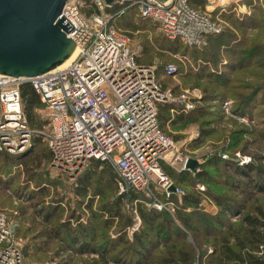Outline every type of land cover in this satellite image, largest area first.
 Instances as JSON below:
<instances>
[{
    "label": "built area",
    "instance_id": "built-area-1",
    "mask_svg": "<svg viewBox=\"0 0 264 264\" xmlns=\"http://www.w3.org/2000/svg\"><path fill=\"white\" fill-rule=\"evenodd\" d=\"M207 1L210 4L205 9L194 7L191 0L123 1V8L114 13L107 12L105 0L68 1L61 17L75 27L68 37L78 45V55L68 67L34 78L0 75V150L23 153L31 148L34 137H41L52 153L51 168L71 182L94 161L111 166L121 196L134 192L144 197L127 203L135 220L129 229L131 236L141 226L140 203L175 217L178 206L171 198H181L185 193L174 185L164 167L190 171L186 166L195 158L185 155L175 140L162 131L159 107L175 104L190 112L202 96L198 90L176 95L164 89L156 67L138 62L129 37L116 27L114 19L136 7L139 15L156 24L168 40H181L189 48L203 50L209 37L224 30L213 19L211 10L222 0ZM225 1L221 5L242 0ZM87 2L98 12L84 14ZM173 71L174 67L169 66V73ZM25 84L33 87L43 104L38 110L45 120L42 129L31 130L28 124L21 95ZM222 108L225 114L232 113L229 102H224ZM248 119L240 117L239 121L248 123ZM199 189L205 191L203 186ZM0 264H28L3 212ZM193 264H201L199 258Z\"/></svg>",
    "mask_w": 264,
    "mask_h": 264
},
{
    "label": "rangeland",
    "instance_id": "rangeland-1",
    "mask_svg": "<svg viewBox=\"0 0 264 264\" xmlns=\"http://www.w3.org/2000/svg\"><path fill=\"white\" fill-rule=\"evenodd\" d=\"M241 2L226 3L225 5H221L222 2H219L220 5L214 4V8L211 9L212 17L222 25L224 29L222 33L227 32L225 39L221 42L216 39L209 40L205 52L202 53L196 51L193 54L191 50L188 51L187 60L180 53L174 51L176 46L184 49L181 44L164 43L161 38L163 35L158 27L153 22L140 18L138 14L133 15L131 23H121L120 27L129 37L130 45L137 53L140 62L156 67L157 77L164 89L172 90L176 95L186 91L191 93L198 90L202 96L195 109L199 106L204 108L202 111L204 115L199 117L196 113H192L188 121L175 125L167 124L161 128L164 133L175 140L185 155L201 160L199 166L192 173L201 172V166L213 156L221 157L222 160L242 168H249L251 164L254 165L249 172L252 176L250 178L239 176L224 163L217 169L206 168L213 176L217 177L220 183L218 186H211L210 189L216 194L235 197L243 203V208H245L241 215H227L228 224H238L247 215L258 216L253 208L264 209V191L260 193L253 188L256 181H258L257 186L262 187L264 185V101L256 103L253 113L248 114V123L239 121L240 117L245 116L234 114L235 111L233 113L236 103L241 102L239 94L247 95L249 93L248 90L237 89L236 86H238L239 81L254 82L251 80L254 78H250V75L257 72L255 70L230 72L224 68L227 64H234L237 60L236 55L226 52L232 46H237L236 40H242V42L246 40L249 45L250 43H253L252 45L264 43V0H255L252 8L243 6ZM209 4L207 1L204 7ZM119 6V4L115 5L114 8ZM250 18H258L261 23L260 26L242 29L241 23L249 22ZM230 35H234V38L229 37ZM169 66L174 67V71L171 73H169ZM215 74L227 75L231 77L232 81L223 87L220 85L222 81L220 84L216 82L218 80ZM211 91H214L215 94H226L225 100L231 104L232 113L225 114L222 108L223 103H220L219 100L205 99L204 96ZM196 100L199 101V99ZM175 106L181 108L182 112L189 113L184 111L183 107ZM38 110V119L45 124V120L38 113ZM30 129L36 128L30 127ZM241 129H247L248 132L252 133L237 135L236 132ZM233 136L239 137L240 142L235 143ZM7 153L12 154L0 150V198L6 201L4 207L0 203V212L9 218L12 228L15 230V237L18 239L21 249L24 248L23 254L26 262L28 264H92L94 260L100 261L97 254L80 252L79 248L81 247L79 245L72 249L70 240H62L59 233H62L65 238L66 233L64 230L61 231V225L72 220L71 225L76 227L77 217L81 218V224H87V217L91 215L89 206L93 210H97L103 204L114 203L116 197L120 196L119 190L109 179V171L105 172V170L98 169L93 173L88 193L84 197L78 195L77 192L78 186H80L79 179L88 169L74 182L58 174L51 168L52 159H45V154L50 153L46 141L42 140L37 152L28 157L27 166L25 163L21 167L12 164L13 158L7 157ZM224 156H228V158ZM164 169L168 174L169 172L182 173L168 166ZM109 170L111 171V169ZM189 172L191 173V171ZM192 179L194 178L191 177L190 181L188 180L181 185L175 180L173 182L177 183L184 193L195 190L198 182L206 189L209 188L206 184L207 181L196 179L198 181L192 182ZM254 179L255 182H253ZM226 181H238L240 184L234 186L227 182V185L224 184ZM247 189L250 192H246ZM160 197L162 200L165 199L163 196ZM202 199L198 210L200 211L199 214L213 216L219 212L218 205L211 201L208 196L205 195ZM127 205L126 203L122 206L124 214L132 213ZM147 209L149 210L148 207ZM118 222H115L108 229H99L98 235L103 236L104 233L110 239H115L119 230ZM129 229L127 236L132 241L133 236L130 235ZM191 234L194 244H197L195 233ZM203 239L205 243L200 247L207 245V253L214 256L209 260L206 259V264H212L211 259L215 260L217 256L214 245L215 239L214 237ZM103 240L98 238L93 242L94 246L103 244ZM122 248H124L123 245H119L116 252ZM115 254L117 253H111V256ZM131 255L132 258L121 259L127 260L129 264H137L138 258L133 253ZM100 264L105 263L100 261ZM109 264L116 263L111 261Z\"/></svg>",
    "mask_w": 264,
    "mask_h": 264
},
{
    "label": "trees",
    "instance_id": "trees-1",
    "mask_svg": "<svg viewBox=\"0 0 264 264\" xmlns=\"http://www.w3.org/2000/svg\"><path fill=\"white\" fill-rule=\"evenodd\" d=\"M254 1L255 0H242L241 4L252 8ZM206 3L207 0H191V4L194 7L201 6L203 9H205L204 6ZM120 8L123 7L108 8L107 11L109 13H114ZM97 12V8L91 2H87L86 8H83V13L88 16ZM135 14L139 15L136 7L128 8L122 15L114 19V24L123 32L120 28L121 23H131L133 20L132 17ZM139 17L144 20L146 19L140 15ZM260 24L258 18H250L249 22L241 23V28H257ZM226 33L227 32L211 36L209 40L216 39L218 42H221L225 39ZM229 37L233 39L234 35H230ZM161 38L164 43L172 42L181 44L184 49L176 46L174 51L180 53L183 57H186L190 50L193 54L196 51L202 53L206 50L189 48L181 40L172 41L164 36ZM157 40L158 38L156 41ZM235 44H237V46H232L228 49L229 51L226 52L236 55L237 60L234 64H227L224 68L228 69L227 71L230 72L247 70H255L257 72L250 75V78H254L251 79L254 82L239 81L238 86H236L237 89L248 90L249 93L247 95L239 94V96H241V102L238 101V103H236V108L233 110V113L235 111L234 114L248 116L249 113H253L252 111H254L257 102L264 101V43H255V45L250 43L249 45L246 40L243 42L242 40H236ZM137 60L140 64H143L140 62L138 55ZM215 77H217L218 81L216 82H219V84L220 81H222L220 85L223 87L230 84L232 81L231 77L227 75L215 74ZM214 91L206 94L204 96L205 99L210 101L219 100L220 103L227 101L225 100L226 94H215ZM21 95L28 124L31 128L42 129L45 124L41 122L37 116V110L43 107L39 95L30 84H25L21 87ZM203 110L204 108L199 106L194 111L186 114L182 112L181 108L173 104H162L159 107L160 126L162 128L167 124L175 125L188 121L192 113H196L200 117L204 115L202 112ZM250 133L252 132H248L247 129H241L236 132L237 135H246ZM232 138L235 140V143L240 142L239 137L233 136ZM42 140L43 138L36 136L33 139L31 148L27 151L16 155L7 153V157L13 158L11 163L14 165L21 167L25 163L27 166L26 162L28 157H31L37 152L38 147L42 144ZM50 158L52 159L51 151L49 154H45L46 160H50ZM222 163L226 164L229 169H233L239 176L246 178L252 177L249 172L254 167L253 164H251L249 168H242L238 165H232L231 162H226L218 156L207 159L205 164L201 166L202 171L197 174L190 173L189 171H184L180 174L169 172L173 181L175 180L179 185L188 180L190 181V178L193 177L194 179H192V182L198 181L196 179L207 181L208 183L206 184L209 188H207L208 190L205 188V191H201L199 189L201 184L198 182V186L195 190L188 193L185 192L181 198L175 195L172 196L171 201L178 206L175 217H172L167 212H158L153 209L148 210L145 204L140 203L138 205V213L142 221V227L133 234L132 241H130L127 236V230L135 224L134 215L128 212L124 214V212H122V206L126 203H133L138 199H144L142 195L134 192H131V194L127 196L118 195L114 203L103 204L97 210H93L92 207L89 206L91 215L87 217V224H81V218L77 217V226L73 227L71 225L72 220L69 221V223L62 224L61 231L64 230L66 236L64 238L62 233H59V236L62 237V240L69 239L72 249H75V247L79 245L81 247L79 248L80 252L97 254L101 263L105 264H109L111 261L116 264H129L127 260L123 261L121 258H132V253L138 258L137 264H193L198 258L202 264H206V259L209 260V258H213L214 256L213 254L209 255L207 253V245L203 247L200 246L205 243L203 238L208 239L210 237H214V245L217 251L215 260L211 259L212 264H264V209L259 207L253 208V211H255L258 216L247 215L244 216L243 220L238 224H228L227 215H241L245 208H243V203L235 197L216 194L210 189L211 186H218L220 183L217 177L213 176L206 168L217 169ZM98 169H102V171L105 170V172L109 171V179L112 180L118 190L117 176L111 166L99 161H94L90 168H88V171H85L86 173L79 179L80 186H78V195L86 196L93 173L98 171ZM109 169L113 172L111 173ZM255 181L254 179L253 182ZM227 182L229 181H226L224 184H227ZM257 182L258 181H256V183ZM177 183L174 182L175 186L180 188ZM229 183H232L234 186H239L240 184L238 181H230ZM256 183L253 188L263 193L264 185L259 187ZM245 191L250 192L248 189ZM205 195L208 196L211 201H214L220 208L217 214L212 216L198 213L200 212L198 211L199 206L203 201L202 198ZM5 202V200L0 198V203L3 207ZM115 222H118L119 225V230L117 231L118 235L115 239H110L104 233L103 236L98 235L99 229H108ZM191 233H195L197 244H194ZM98 238L104 239V242L99 246H94L93 242ZM119 245H123L124 248L116 252ZM22 252H24V248ZM111 253L117 254L111 256ZM119 255H121V257H118ZM100 261L94 260L92 264H100Z\"/></svg>",
    "mask_w": 264,
    "mask_h": 264
},
{
    "label": "water",
    "instance_id": "water-1",
    "mask_svg": "<svg viewBox=\"0 0 264 264\" xmlns=\"http://www.w3.org/2000/svg\"><path fill=\"white\" fill-rule=\"evenodd\" d=\"M68 1L0 0V75L34 78L56 70L74 55L78 45L68 34L75 27L61 17ZM123 1L132 0L105 3L114 8ZM198 166L196 159H190L186 168L195 171Z\"/></svg>",
    "mask_w": 264,
    "mask_h": 264
},
{
    "label": "bare ground",
    "instance_id": "bare-ground-1",
    "mask_svg": "<svg viewBox=\"0 0 264 264\" xmlns=\"http://www.w3.org/2000/svg\"><path fill=\"white\" fill-rule=\"evenodd\" d=\"M224 2H227V1L222 0V3H224ZM77 55H78V50L75 51L74 55L66 63H64L59 68H57V70H60V69H63V68L68 67L75 60V58L77 57Z\"/></svg>",
    "mask_w": 264,
    "mask_h": 264
}]
</instances>
